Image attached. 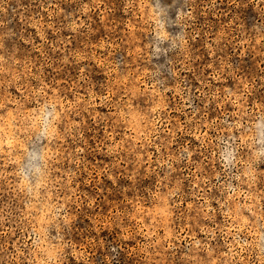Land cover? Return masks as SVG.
I'll return each instance as SVG.
<instances>
[{"label": "rangeland", "instance_id": "obj_1", "mask_svg": "<svg viewBox=\"0 0 264 264\" xmlns=\"http://www.w3.org/2000/svg\"><path fill=\"white\" fill-rule=\"evenodd\" d=\"M0 264H264V0H0Z\"/></svg>", "mask_w": 264, "mask_h": 264}, {"label": "clouds", "instance_id": "obj_2", "mask_svg": "<svg viewBox=\"0 0 264 264\" xmlns=\"http://www.w3.org/2000/svg\"><path fill=\"white\" fill-rule=\"evenodd\" d=\"M161 38H163L164 37V35H165V32H164V30L163 29H161V31L159 32V34H158Z\"/></svg>", "mask_w": 264, "mask_h": 264}]
</instances>
